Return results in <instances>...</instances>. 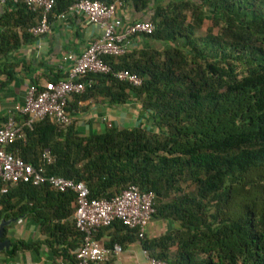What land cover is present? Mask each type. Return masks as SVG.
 <instances>
[{
	"label": "trees",
	"instance_id": "trees-1",
	"mask_svg": "<svg viewBox=\"0 0 264 264\" xmlns=\"http://www.w3.org/2000/svg\"><path fill=\"white\" fill-rule=\"evenodd\" d=\"M53 1L50 25L61 14H72L69 8L80 0ZM119 1L141 13L157 0ZM3 7L0 59L33 39L29 29L39 19L23 2ZM146 21L154 31L143 36L162 43V49L106 57L111 72L87 74L89 84L70 96L65 110L70 115V106L89 99L110 105L136 101L154 130L110 127L80 136L72 119L65 128L44 119L8 150L46 176L83 182L90 199L109 200L130 186L152 193V220L171 228L140 238L137 230L115 222L95 234L99 241L101 232L109 231L104 246L137 242L167 264H264V0H162ZM205 21L211 27L198 35ZM0 66L11 75L12 64ZM119 70L138 75L141 86L118 81ZM44 150L52 157L49 164L41 160ZM74 213L71 192L29 183L9 188L0 196V220L32 221L43 239L15 241L4 254L11 258L43 245L54 264H74L82 240ZM114 259L103 264H115Z\"/></svg>",
	"mask_w": 264,
	"mask_h": 264
},
{
	"label": "built area",
	"instance_id": "built-area-1",
	"mask_svg": "<svg viewBox=\"0 0 264 264\" xmlns=\"http://www.w3.org/2000/svg\"><path fill=\"white\" fill-rule=\"evenodd\" d=\"M23 2L32 11L39 14L38 22L29 29L34 37H41L50 31L49 13L54 5L53 0H0V6ZM122 5L117 0L111 5L98 1L80 0L72 5L68 12L83 16L100 32L87 49L79 57L68 54L64 62H72L68 77L57 82L46 81L41 88L30 83L26 88L23 103L8 111L3 125L0 127V196L8 189L20 183L33 186H47L58 193L71 192L75 195V213L73 222L75 229L81 235V244L73 252L74 264H103L122 253L118 244L112 247L104 246L95 239V234L101 228H108L119 222L129 229L138 231L140 238L152 221L154 208L153 194L142 193L136 186H130L119 195L105 199H90L89 191L83 182L61 177L46 176L42 168L35 169L21 157L8 149L24 138V130L44 119H50L60 128L71 123V117L66 112V101L71 95L82 93L89 84L85 80L87 74H108L110 66L104 61L106 57H119L130 50V39L136 36L151 35L154 25L151 21H136L124 25L117 15V9ZM63 13L59 18H64ZM114 77L133 87H139L142 79L127 70H119ZM43 163L52 162L48 150L41 155ZM146 255L147 264H167L165 261ZM56 264H68L57 261Z\"/></svg>",
	"mask_w": 264,
	"mask_h": 264
},
{
	"label": "crops",
	"instance_id": "crops-1",
	"mask_svg": "<svg viewBox=\"0 0 264 264\" xmlns=\"http://www.w3.org/2000/svg\"><path fill=\"white\" fill-rule=\"evenodd\" d=\"M121 3L117 15L124 25H128L136 21L149 20L156 4L162 5V0L152 1L149 8L141 13L136 12L127 3L122 1ZM3 10L4 7L0 6V13ZM99 34L96 26L90 24L83 16L72 13L62 19H53L50 31L46 35L33 37L18 50L10 53L7 58L0 59V63L13 65L10 76L0 72V125L8 111L23 103L26 88L33 80H38L42 85L47 78L59 77L60 80H65L72 62H64L63 58L68 54L79 57ZM148 49L161 50L162 43L147 40L144 36L130 39V51ZM70 103L73 104L72 101ZM70 107L72 122L80 136L102 134L110 127L118 129L141 127L154 130L150 117L141 110L139 102L136 101L124 105H110L108 101L97 98L78 101L77 106ZM7 227L5 239L10 240V247L15 241L32 243L43 239L37 225L26 219H14ZM145 234L148 237L154 236V230L148 226ZM110 238L109 231H103L99 241L104 244ZM121 248L122 253L115 257V264H147L146 255L139 243L134 242ZM8 251H0V264H54L51 252L43 245L36 251H17L11 258L4 254Z\"/></svg>",
	"mask_w": 264,
	"mask_h": 264
},
{
	"label": "rangeland",
	"instance_id": "rangeland-1",
	"mask_svg": "<svg viewBox=\"0 0 264 264\" xmlns=\"http://www.w3.org/2000/svg\"><path fill=\"white\" fill-rule=\"evenodd\" d=\"M168 0H164V2H167ZM211 27V22L205 21L203 27L197 32L198 35H205L207 29ZM213 33H216L215 30H213ZM158 46V43H156ZM150 228L154 230V236H158L162 233H164L167 229L171 228V224L166 223L164 221L158 220V219H153L150 223ZM147 235V234H145Z\"/></svg>",
	"mask_w": 264,
	"mask_h": 264
},
{
	"label": "water",
	"instance_id": "water-1",
	"mask_svg": "<svg viewBox=\"0 0 264 264\" xmlns=\"http://www.w3.org/2000/svg\"><path fill=\"white\" fill-rule=\"evenodd\" d=\"M13 220L4 221L0 220V251H8L10 248V240L9 239H3L5 234V228L9 226L12 223Z\"/></svg>",
	"mask_w": 264,
	"mask_h": 264
}]
</instances>
